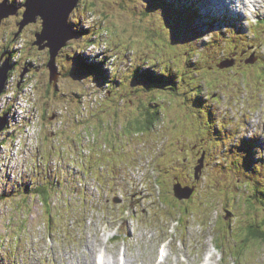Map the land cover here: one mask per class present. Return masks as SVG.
Masks as SVG:
<instances>
[{"label":"clouds","instance_id":"9594fccd","mask_svg":"<svg viewBox=\"0 0 264 264\" xmlns=\"http://www.w3.org/2000/svg\"><path fill=\"white\" fill-rule=\"evenodd\" d=\"M39 3L0 0V264H264V0H181L217 21L182 39L151 0Z\"/></svg>","mask_w":264,"mask_h":264},{"label":"rangeland","instance_id":"374dc122","mask_svg":"<svg viewBox=\"0 0 264 264\" xmlns=\"http://www.w3.org/2000/svg\"><path fill=\"white\" fill-rule=\"evenodd\" d=\"M175 1L176 0H151L150 6L160 7L164 10L166 17L169 18V21L173 23L179 30L177 33L178 39H182V38L187 37L188 35L195 34L196 32L202 30L203 28L211 27L215 23H217V21L215 20L208 21V20H203L199 18L196 15V12H192V10L189 7L183 8L184 4L181 3V0H177L178 5L177 4L174 5ZM171 6H174V7H171ZM175 6H178V8H176ZM60 59L61 57L57 55L56 60L59 61ZM83 62H84L83 60L77 59L74 65L73 71L76 73L88 71L87 69L84 68ZM59 79L63 81L65 79V76L61 75ZM73 83H78V82L73 81ZM23 190L25 191V193L29 191L27 186H25L24 189H22L21 191ZM5 199L7 198L5 197ZM68 207L69 209H71L72 207L71 203L68 204ZM132 219L135 220V217H133ZM47 223H48L49 229H51L52 224H53V218L51 217V215H49ZM131 235L132 233L130 230L128 232L122 230L116 236H114L113 241L110 242L114 244L116 241H119V244L117 245L116 249L108 247L104 245L102 242H100L97 245V250L99 249V247H106L108 254L115 255L117 254L118 248H122L125 246V244H128V248L131 251L132 249V245L130 242ZM142 239H143L142 237H138L139 241H142ZM159 239H161V234L159 233V231H157L155 236L153 237V243H155V241ZM142 250L143 249H140V251ZM172 250L173 252H175L174 245H173ZM81 251L82 249H76L72 254V258L69 259L68 264H80V261L75 259V257L79 256ZM181 251H183V245H181ZM210 251H211V248H210ZM128 264H141V262L139 260H129ZM144 264H148V261L145 260Z\"/></svg>","mask_w":264,"mask_h":264},{"label":"water","instance_id":"95a60500","mask_svg":"<svg viewBox=\"0 0 264 264\" xmlns=\"http://www.w3.org/2000/svg\"><path fill=\"white\" fill-rule=\"evenodd\" d=\"M38 7L42 10H51L57 15L66 8L70 7L69 0H40ZM51 56V49H48ZM2 74V73H0Z\"/></svg>","mask_w":264,"mask_h":264},{"label":"trees","instance_id":"16d2710c","mask_svg":"<svg viewBox=\"0 0 264 264\" xmlns=\"http://www.w3.org/2000/svg\"><path fill=\"white\" fill-rule=\"evenodd\" d=\"M175 4L178 5L177 0L174 2V5H175ZM171 7H174V6H171ZM175 7L178 8V6H175ZM181 7H183V6H181ZM187 7H189V8L192 10V12H195V10L193 9V7L184 4V7H183V8H187ZM83 66H84V68L87 69L88 71H89V70H93L92 66L87 65L85 62H83ZM149 82H151V83H156L157 81H149ZM198 102H199V101H198Z\"/></svg>","mask_w":264,"mask_h":264},{"label":"bare ground","instance_id":"6f19581e","mask_svg":"<svg viewBox=\"0 0 264 264\" xmlns=\"http://www.w3.org/2000/svg\"><path fill=\"white\" fill-rule=\"evenodd\" d=\"M7 198V197H6Z\"/></svg>","mask_w":264,"mask_h":264}]
</instances>
